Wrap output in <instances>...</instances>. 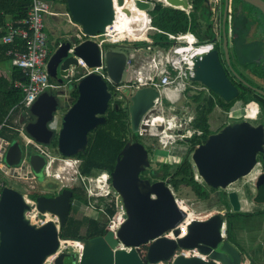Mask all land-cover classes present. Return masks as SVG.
I'll use <instances>...</instances> for the list:
<instances>
[{
    "label": "water",
    "instance_id": "95a60500",
    "mask_svg": "<svg viewBox=\"0 0 264 264\" xmlns=\"http://www.w3.org/2000/svg\"><path fill=\"white\" fill-rule=\"evenodd\" d=\"M166 1L173 6L188 7L186 0ZM245 1L264 12L263 0ZM118 2L122 3V0ZM66 6L71 19L87 34L103 32L115 18L112 0H66ZM75 41L73 35L63 38L48 57L49 81L58 83V78L69 74L71 65L77 68V57L88 67L104 66L108 78L94 70L81 73L75 84L78 97L64 113L58 130L48 124L57 106V99L49 90L41 92L29 107L35 120L20 118V122H25L26 133L39 143H49L56 133L57 149L65 156L83 151L88 142V131L105 122L104 114L111 97L107 82L122 80L127 61L123 49L108 46L101 58L100 47L91 39L75 44L69 52ZM225 53L228 59L226 47ZM207 67L211 70L202 74ZM188 80L201 82L225 103L233 101L240 93L238 86L226 77L214 49H201L192 56ZM253 89L264 93L259 88ZM159 95V91L150 86L133 91L129 106L133 132L139 131L141 118L144 120L146 111ZM42 106H45L43 114L39 111ZM141 126H146L145 121ZM23 150L20 139L12 140L4 154L5 163L18 165ZM259 154H264V126L243 119L226 123L217 132L210 133L204 142L193 147L190 160L195 173L207 187L228 190L231 184L252 172ZM28 162L34 173L40 174L45 158L29 151ZM148 165L144 145L129 138L110 172L111 187L120 197L125 218L115 234L105 229L104 234L90 239H69L60 233L71 205L70 190L63 189L53 197L38 196L34 203H28L21 191L4 185L0 190V264H44L58 251L60 239L77 240L82 248L79 254L59 252L53 264H154L170 259L171 264H242L245 255L225 237L227 219L224 211L188 220V212L166 184L167 179L150 182L140 177L139 172ZM261 177L263 175L258 179ZM227 199L232 211L241 210L239 191L229 190ZM33 206L40 212L56 215L57 223L52 220L41 225L30 223L26 212ZM170 231V235L165 234ZM143 245H146L145 249L141 248ZM179 248L195 250L196 254L178 253L173 257Z\"/></svg>",
    "mask_w": 264,
    "mask_h": 264
},
{
    "label": "built area",
    "instance_id": "2783aa9c",
    "mask_svg": "<svg viewBox=\"0 0 264 264\" xmlns=\"http://www.w3.org/2000/svg\"><path fill=\"white\" fill-rule=\"evenodd\" d=\"M112 2L114 7V15L116 16L117 8L120 5L124 6V0H122V3H119L118 0H112ZM130 2L146 15L147 26L144 31V36L127 37L124 35L123 37H112L109 35V30L110 32L111 30H113V22L112 24L107 25L103 32L87 34L81 29L78 23L71 19L70 14L68 13V11H66L64 14L68 17V21L76 29V31L72 34L76 41L69 49V52L73 51V46L75 44L80 43L86 39H91L94 40L100 47L102 58L106 49L105 46L108 43H117L124 40L132 43L143 40L142 42H145L144 45H133L131 47V52L127 54V65L131 60H133L132 70L130 73V78L132 79V81L142 85L154 87L159 91L160 95H165L166 93H168L171 87L176 88L177 84L182 86L184 84L190 85L191 81L188 80V74L190 73L192 56L201 49L210 50L212 45L211 43L201 41L196 32H194L190 28V16L188 14L189 11L185 8H182L181 6H173L166 0H130ZM156 2H160L163 6H170L176 9L183 10L189 18L188 28L184 31L173 32L164 31L152 25L149 9L152 8ZM139 3L146 6H141L139 5ZM53 5V0H31L30 6L24 18L17 20L15 23L7 22L5 25L4 33L0 38V43L13 44L15 43L16 38L19 36L25 40L26 44V48L23 51H19L10 47L5 52L6 55L11 56L12 65L21 69L22 77L24 79L23 82L15 81V86L20 87L23 90L24 96L18 104L14 105L10 109L8 114H10L14 110V108L20 107L22 112H24V115L22 116L25 117L27 114H29V107L36 100L37 96L41 92L48 90V88L52 86L46 71L50 50L48 46V34L46 32L44 19L47 16L57 15V12L53 10ZM133 27L136 28L137 25H134ZM154 32H160L165 35V38L162 41L164 44L162 46L156 45L154 43L153 38L150 36V34ZM146 52L149 57L148 62L151 64L153 72H148L143 76L142 80L136 81L133 78L135 65L140 59H142ZM77 58L78 67L75 68L71 65L68 70L69 74L72 75L78 68H81L82 74L94 70L102 74L104 78H108L103 71V66L93 68L88 67L86 62L82 58ZM159 96L155 98L154 103L157 101ZM240 104V102H236V104H234V107H232L229 111L238 109L240 107ZM156 118H160V116L154 115L151 118V124L154 122H158L155 121ZM141 121L142 123H144L143 119ZM24 125L25 122L19 123V126H12L6 123V119L0 122V133L5 127L16 130L18 132V135L20 136V139L22 140L24 147V153L21 159V163L16 166H8L4 161V154L8 146L10 145L11 140L6 136L0 134V179L1 176L15 177L19 181L24 182L26 178H34L33 171L28 162L27 150L29 146H32L33 149L37 150L40 154L47 155L48 162L45 166H43V175L45 177L58 178V174L52 172L50 168L52 166V163L56 160L57 155L48 152L47 149L42 146V144L35 141L31 136H29L25 131ZM102 172L105 171H99L95 175H84L78 172V176L84 182H91V180H94L99 184L98 180L102 175ZM109 177L110 176L107 173V176L104 178L105 185H101L104 186V189L102 191L94 189L89 190L87 198L89 199L88 205L91 207H94L93 203H96L100 197L110 198L111 196L114 198L115 213L112 216L108 217V224L106 225V229L112 231V233L115 234L117 227L124 220L125 214L119 195L110 185ZM0 186L1 189L4 186V183L1 182ZM30 191H28V193L23 192V196L26 202L34 203V199L29 196ZM100 210L103 212L102 209ZM26 216L29 218L30 223L36 225H41L49 220L57 223L56 215H52L50 212H40L35 206H33L29 211L26 212ZM165 234L170 235L171 231ZM70 241L73 243V245H70ZM68 247L72 248L71 251L79 254L82 245L77 240L60 239V246L58 251L55 255L48 257L45 260L44 264H53L55 256L59 252L67 251ZM126 249L129 248L126 247ZM178 253H183L185 256H191L196 254V251L179 248L175 251L173 257ZM171 260L172 259L168 261H160L154 264H171Z\"/></svg>",
    "mask_w": 264,
    "mask_h": 264
},
{
    "label": "flooded vegetation",
    "instance_id": "af4514ba",
    "mask_svg": "<svg viewBox=\"0 0 264 264\" xmlns=\"http://www.w3.org/2000/svg\"><path fill=\"white\" fill-rule=\"evenodd\" d=\"M186 1L188 2V7L185 9H187L189 11L188 14L190 16V19L192 16L194 17L197 30L199 28L203 29L202 31L204 32L205 36L201 41L206 42V43H211V45H212L211 50L212 49L216 50L219 63L222 66L226 77L231 82H233L236 86H238V88L240 89L239 95L244 92V90L242 88H240L241 85H245L247 87H250L252 90H254L253 87H256V88L261 89L264 92V70H262V69H264V12L261 9H259L258 7L252 5L251 3H249L245 0H204L203 1V4H204V11L203 12H201V9H195L194 8L193 0H186ZM163 7H170V6H163ZM133 9L137 10V7L135 5H133L132 10ZM137 11H139V9ZM140 12H142V11H140ZM146 26H147V23H145V25L142 27L146 28ZM205 26L208 28L207 31L204 30V29H206ZM141 30L142 29H134L133 33L127 34V35H129L130 37L138 36L141 33H144V31L141 32ZM61 41H62V39H60V41L56 44V47L60 44ZM117 43H120V44L118 46H116V48H119V49H123L126 47L129 48V46L123 45L122 41L117 42ZM255 45H257V46H255ZM225 47L227 49L228 59L226 57ZM248 47H249V49H248ZM109 48H114V47H109ZM250 49H253V50H250ZM51 53L52 52L49 53V56ZM245 60H247L249 62L246 63ZM126 66H127V62H126ZM104 68L105 67L103 66V69ZM125 70H126V67H125ZM210 70L211 69L209 67H207L203 70L204 72L202 74H204L205 71L208 74V72ZM57 76L60 77V74L58 73ZM67 76H62L61 79L58 78V83L50 82L52 84V86L50 87L49 92L54 94V96L56 97L57 106H56V110L53 112L52 120L48 124L51 128H54L56 130L60 129L61 123H62V117H63L64 113L67 111V109L70 107V105H72V103L78 97V93L77 94L73 93L74 89L76 88L75 87L76 80L72 83L73 86H72V89L70 92L67 93L62 88V87L67 86L69 84L68 83L69 79L66 78ZM122 81L123 80H121L119 83H114L111 81L107 82V88H108V91L111 93V97L108 100V106H107V109L105 111L104 116L106 115L107 111H110V109L112 107H115V109L117 110L120 106L122 108L123 113L127 115L126 118H127L128 128L130 129L131 132H133L131 130L130 113H129V106L131 103L130 97L136 88L148 86V85H142V84L136 83V82L132 81V79H130V81H128V83H124ZM245 82H247V84H249V85H247ZM188 90L193 91V93L189 95L191 97L190 106L194 110L193 111L194 115L191 117V120H190V125H191V121L195 118L196 109H197V105H198V103L192 99L193 97L203 95V96L211 97L214 100H217V99L220 100V99L218 97H216L207 88H205L201 84V82H199V81L198 82H191L190 85L184 84L182 86L181 90H179L180 95L184 96L185 94L188 93ZM254 91L258 94V96L253 97L251 100V101H254L256 104L254 110L256 112L257 117L255 119L256 122L254 124H262L264 126V93H260L256 90H254ZM247 93H249V92H247ZM180 97H178V100H177L178 103L176 104L177 106L175 108H172V111L175 113L176 117L184 118V115H186V112L183 111V109L181 108V105H183V104L180 105V102L183 101V99H180ZM236 102L241 103L243 101L238 100ZM236 102H234V103H236ZM223 103H225V102H223ZM154 104L155 103H153V106H154ZM216 105L219 106V110H221L223 115L228 113L229 110L232 108V106H231L229 109H226L225 107L221 106L220 104H216ZM44 107L45 106H42V108L39 109V111L42 114L45 111V109H43ZM151 108H149L145 114H147L151 110ZM58 111L60 112V116L56 115V113ZM21 117H23V116H20V118ZM243 118L244 117H242L241 120H243ZM35 119H36V116H34L30 113L27 114L25 117H23V121H32ZM142 119H143V117L141 118V120ZM105 120H106V118H105ZM141 120H140V124L142 125ZM209 120L210 119L208 116V123H209ZM247 120H249V119H247ZM144 121L146 122V120H144ZM234 121H240V119H235ZM18 122L22 123V122H20V119L18 120ZM226 123H229V122L223 121L216 129H211L210 123H209V129L212 131L211 133L217 132ZM141 125L139 126V131H140V129H143V127ZM168 129H170V127H168ZM92 130L88 131L87 138H89L90 132ZM174 130L176 131V133H178V131L181 129L180 128H174ZM192 130L194 131L193 133H197L198 135L201 133V131L194 129L193 127H192ZM139 131L137 133H139ZM191 135H190V137H186L184 139L185 141L188 142V144L190 143ZM54 137L56 138V144L52 143V139ZM129 138L133 139L131 134L128 135V139ZM20 143H21L22 148L24 149L21 139H20ZM141 143L144 145L145 149L148 152L149 165L144 167L139 172L140 177L144 178V179H148L150 182L167 179L166 184H168L170 186V184L168 183L170 175L162 177L163 172L160 169V163L161 162L157 163V161H156L158 167L157 168L152 167V163H153L154 159L152 158V155H150L149 148H147L143 142H141ZM40 144H42V146L45 149H47L48 152H51V153H54L57 155L56 160L52 163V167L57 166L59 160H64L66 163H68V160L72 159V160L76 161V163H75L76 166H75V168L72 169L75 171H74V174L72 175L73 177L71 176L69 181L64 182V183H60L57 180H56L57 182H53L51 180V179L55 180L53 177H46V179H43V176H44L43 175V168H42L40 174L34 173V171L32 170L34 178H32L30 180L33 183L30 184V182L28 181L29 179L26 181L27 184L32 188V190L29 193V196L32 199H35L38 196L53 197L56 194L60 193L63 189H68L71 192V196H70L71 205L69 207L68 215L72 214V213H74L75 203L77 202V200L74 198V194L76 193V190L78 187L82 188L84 196L86 197V199L89 203V199L87 198V195H88L89 190L91 189L92 183L88 182V181L84 182L78 176V172H80L79 167H80V164H81L83 158L78 155V152L75 154L68 155V156L62 155L57 149L56 133L52 136L49 143H40ZM87 145H88V142H87ZM87 145H86V147H87ZM29 151L39 153L35 149L27 150V153ZM79 152H82V151H79ZM23 153H24V150H23ZM43 156L45 158V164H44V166H45L46 163L48 162V158H47V155H43ZM257 160L258 161H257L256 166L259 167V170H258V174H254L255 176L252 177L253 178V184L252 185H253L254 193H253V195L251 194V196H250V202L254 203V204L259 203L260 205L264 206V201H257L256 200V195L258 194L259 189H260V186H258V185L261 181H264V154H259L257 157ZM20 163H21V161H20ZM168 163H172V162H168ZM99 171H105L111 177V175H110L111 171H108L105 169H102ZM260 175H263V177L258 179V177ZM110 177H109V182H110ZM195 178L198 179L199 181H201L196 173H195ZM110 185H111V182H110ZM92 189L102 191L104 189V186L93 185ZM218 189H220V188H216V190H218ZM232 189L233 188H230V187L228 188V190L220 189V192L226 193V197H227V192L229 190H232ZM17 190L21 191L20 189H17ZM21 193L23 194L22 191H21ZM31 194H35V196L32 197ZM227 202H228V199H227ZM77 203L79 206L83 205L81 202H77ZM88 203L86 204V207L89 206ZM93 206H95V205H93ZM222 208H223L222 211H224V217L226 219H227V213L228 212H235V211L231 210V206L229 204H228V208L226 206H223ZM254 211H261V210H254ZM254 211H250V212H254ZM258 214L259 213L254 214V215H258ZM52 215H54V214H52ZM200 218H202V217H200ZM225 237H226V232H225ZM145 247H146V245H143L141 248L145 249ZM239 250L242 251L240 248H239ZM243 254H246V253L243 252ZM243 254H242V256H243Z\"/></svg>",
    "mask_w": 264,
    "mask_h": 264
},
{
    "label": "trees",
    "instance_id": "16d2710c",
    "mask_svg": "<svg viewBox=\"0 0 264 264\" xmlns=\"http://www.w3.org/2000/svg\"><path fill=\"white\" fill-rule=\"evenodd\" d=\"M30 1L31 0H0V38L4 33L7 22L15 23L17 20L26 16L27 10L30 6ZM53 1L54 3L57 2L63 4L66 11H68L66 0ZM203 1L204 0H193L194 8L201 9V12H203ZM149 14L151 15L152 25L164 31H184L189 26V18L183 10L172 7H163L159 2L155 3L154 6L149 9ZM194 23L196 22L192 16L190 19V28L195 31L199 39L202 40L205 36L204 32L202 31L203 29L199 28L197 30ZM204 30L207 31L208 28L206 27ZM123 35L130 37L127 34ZM138 36L142 37L144 36V33H141ZM150 36L153 38L156 45L162 46L164 44L162 42L165 38L163 33L154 32L151 33ZM10 47L19 51H23L26 48L25 40L18 36L15 43L13 44L0 43V65L6 61L11 63V56L6 55L5 53ZM103 70L104 72L106 71L105 68ZM80 75L81 73H76L75 77L78 78ZM15 81H24L20 68H17L11 63V68L8 75H5L0 70V122L6 119L7 124L19 126L18 120L20 119V116L24 115V112H22L20 107L14 108V110L8 114L10 109L14 105L18 104L24 96L23 90L20 87L15 86ZM240 88H242L244 92L233 101L228 103H223L218 99L214 100L211 97L203 95L192 98L198 103V105L195 118L191 121V126L194 129L201 131V133L199 135L197 133H193L191 135L190 143L187 145L186 152L178 162L160 163V169L163 172L162 177L170 175L168 183L174 191H179L180 187H188L198 199L208 200L210 192L216 190V188L206 187L203 182L195 178V170L190 160L189 154L196 144L204 142L208 134L212 132L209 129L208 116L215 108L216 104H220L226 109H229L235 100L248 102L251 101L253 97L258 96V94L250 87L241 85ZM73 93L77 94L76 88L74 89ZM166 103L168 102L166 101ZM126 117L127 115L123 113L120 106L117 110L115 107H112L105 115V122L103 124L97 125L90 132L87 147L84 151L78 152V155L83 158L79 167V170L82 174L94 175L102 169L111 171L114 168L116 157L119 154V151L128 140L129 134L132 135L134 141H138L140 143L142 142L141 135L137 132H131L128 128ZM0 134L6 136L11 141L14 139H19L18 132L8 127H5ZM52 143L56 144L55 137L52 139ZM258 186H260V189L256 195V200L264 201V181H261ZM31 196L34 197L35 194H31ZM74 198L77 200V202H81L83 205L88 203L81 187L77 188ZM219 200L224 201L225 206L228 207L226 193L222 192L219 196ZM78 208L79 209L74 210V213L68 215L65 224L62 226L60 232L61 235L69 239H90L104 234L106 229L105 223L97 218L96 215H87L84 210H81L80 207ZM95 208V211L104 213L107 218L112 216L115 213L114 198L111 196L110 198H99L95 204ZM100 209H102L103 212ZM260 212L261 211L228 212L225 230L226 239L234 244H237V241L235 240L232 216H252ZM246 254L244 255L247 256Z\"/></svg>",
    "mask_w": 264,
    "mask_h": 264
},
{
    "label": "rangeland",
    "instance_id": "374dc122",
    "mask_svg": "<svg viewBox=\"0 0 264 264\" xmlns=\"http://www.w3.org/2000/svg\"><path fill=\"white\" fill-rule=\"evenodd\" d=\"M53 10L57 12V15L53 16H47L44 19V23L46 25V32L48 34V46L50 52H53L56 48V44L60 41V39L67 38L70 35H72L76 29L75 27L68 21V17L64 14L66 12L65 6L61 3L55 2L53 5ZM146 23V22H145ZM195 27H196V23ZM196 30V28H195ZM145 31V28L141 30ZM151 31V30H149ZM195 32V31H194ZM109 35L112 37H123V34L127 33H117L114 34L110 32ZM145 34V33H144ZM143 40H140L139 42H129V41H122L123 45L129 46L126 48H123V50L126 52V54H129L131 52V47L133 45H144L142 42ZM138 43V44H137ZM120 43H108L106 44V47H114L118 46ZM257 46V45H255ZM255 48V47H254ZM258 48V47H257ZM249 49V47H248ZM253 50V49H250ZM246 63L249 61L245 60ZM132 63L133 60H131L128 65L126 66V70L123 72L122 76V82L128 83L130 81V73L132 70ZM4 67V68H3ZM146 67H149L146 65ZM11 68V63L9 61L4 62L2 65H0V70L5 74H9V70ZM142 72L145 74V69L142 70ZM76 73H82L81 68H78L74 74H69L66 78L69 79V86L62 87L65 92H70L73 86V82L77 79L75 77ZM247 84V82H245ZM249 85V84H247ZM178 86V84H177ZM174 87H171V89L168 91L169 97L165 95H160L157 101L155 102L154 106L151 108V110L145 115L144 120H146V126L143 127V129H140L139 133L141 135V141L145 144L147 148L150 149V155H152L153 163L152 167L157 168L158 162H172L176 163L180 160V158L184 155L187 149L188 142L184 139L186 137H190V135L194 132L192 130V126L190 125L191 117L194 115V110L190 106L191 97L190 94L193 93V91L188 90V93L184 96L180 95L179 89ZM50 90V88H48ZM52 90V89H51ZM181 96V97H180ZM178 97L180 99H183V101L180 102L181 108L183 111L186 112V115H184V118H178L176 117L175 113L172 111V108H175L178 103ZM166 101L168 103H166ZM188 101V102H187ZM238 100H235L236 102ZM187 102V103H186ZM236 104V103H233ZM239 104V103H238ZM255 102L254 101H248V102H241L240 107L238 109L229 111L228 113L224 114L219 110V106L216 105L215 108L212 110V112L209 114V123L211 129H216L223 121L227 122H233L235 119H240L244 117L243 119H249L252 123L256 122V112L254 110L255 108ZM234 107V105H232ZM245 114V115H244ZM57 116H60V112L58 111L56 113ZM154 115H159L161 120L159 122H154L151 124V118ZM164 119H163V118ZM160 124V126H158ZM170 127V129H168ZM174 128H180L181 132L176 133ZM146 130V131H145ZM163 133H167L170 135V138H166L165 141L160 142L158 135H162ZM19 136V135H18ZM20 139V136H19ZM164 143V144H163ZM28 150H33L32 146L28 147ZM190 157V154H189ZM157 161V163H156ZM76 161L69 159L68 163H66L64 160H59L57 166L50 167L52 172H55L58 174V178H54L55 180L51 179L53 182L59 181L60 183H64L70 180L71 176L74 174L75 170H69L70 165L75 168ZM259 170V167L255 166L252 172L240 179H238L235 183L230 185V188L238 189V190H246L245 197L250 198L251 194L253 195V174L256 173ZM99 172V171H98ZM73 177V176H72ZM29 179V180H28ZM26 178L24 182L19 181L15 177H4L1 176L0 179V185L1 182L4 183V185H8L13 188L20 189L22 192L28 193L32 188L27 184L26 180L32 184L31 178ZM43 179H46L45 176H43ZM57 180V181H56ZM62 180V181H61ZM100 180H98L99 182ZM91 189L93 185H99L94 180H91ZM1 187V186H0ZM171 187V186H170ZM207 187V186H206ZM172 188V187H171ZM1 190V189H0ZM172 191L175 195V197L179 200V202H182L187 206V208L193 212L195 215L194 217H207L208 214L211 212L216 211H222V207L225 206L224 201L219 200V196L221 195L220 189L211 191L210 196L208 200H200L198 199L193 192L190 191L188 187H180L179 191H174L172 188ZM93 200V199H91ZM94 205L96 203H93ZM242 207L246 208L249 207L251 211L254 210H261V212L258 214V216L254 219H250L249 217H242V215H234L232 216L233 221V228L234 232H244V229L247 230L248 236L239 235L237 236L236 240L239 241L240 244H243L246 247V251L249 253V258H252L253 264H264V206L260 205L259 203H251L249 206H247L242 201ZM84 210V212L89 215H96L97 218L102 220L105 225L108 224V218L105 216L104 213L95 211L96 208L87 206L86 205H78V203H75V209ZM228 208V207H227ZM238 235V234H237ZM142 247V246H141ZM71 247L67 248L68 252L71 251Z\"/></svg>",
    "mask_w": 264,
    "mask_h": 264
},
{
    "label": "bare ground",
    "instance_id": "6f19581e",
    "mask_svg": "<svg viewBox=\"0 0 264 264\" xmlns=\"http://www.w3.org/2000/svg\"><path fill=\"white\" fill-rule=\"evenodd\" d=\"M132 4L130 2V0H124V6H118L117 8V12H116V16L115 19L113 21V30H111V32L114 34L117 33H127V34H131L133 33L134 29H143L142 26L145 25L146 22V15L143 12H140L138 8L137 10H132ZM137 25L136 28H134L133 26ZM149 61V57L147 55V52L144 54L143 58L140 59L137 64L135 65V69L133 71V78L136 81H140L142 80L143 76L147 73H143L142 69L144 67L149 66L150 67V71L149 72H153L152 70V66L151 64L148 62ZM161 120V118H156L155 121H159ZM153 124V123H152ZM160 142L165 141L166 138H170L171 136L168 135L167 133H163L162 135H158ZM164 144V143H163ZM107 176L106 172H102V175L99 178V186L101 185H105L104 183V178ZM179 201V200H178ZM181 207L183 209H185L188 212V220L191 218H195L194 214L192 211H190L187 206L185 204H183L182 202H179ZM70 245H73V243L70 241L69 242Z\"/></svg>",
    "mask_w": 264,
    "mask_h": 264
},
{
    "label": "crops",
    "instance_id": "0c3cea01",
    "mask_svg": "<svg viewBox=\"0 0 264 264\" xmlns=\"http://www.w3.org/2000/svg\"><path fill=\"white\" fill-rule=\"evenodd\" d=\"M143 58V57H142ZM4 68V67H3ZM145 69V73H147V72H149L150 71V67H144L142 70H144ZM9 71H10V69H8ZM180 86V87H179ZM179 87V88H178ZM181 88H182V85H178L177 86V89H179V90H181ZM167 97H169V93H166L165 94ZM254 174H258V171L256 172V173H254ZM253 174V176H255ZM235 190H237V191H239V195H240V198H241V201H243L247 206H249L250 204H251V202H250V198H246L245 197V194H246V191L245 190H238V189H235ZM240 211H244V212H250L251 211V209L249 208V207H246V208H243V207H241V210ZM258 215H253V216H242V217H249L250 219H254V218H256ZM235 233V240H236V238H237V236H241V235H244V236H248V231L247 230H245L244 229V232H238V231H235L234 232ZM238 234V235H237ZM237 241V240H236ZM238 248H240L242 251H244L245 253H247L246 255L247 256H245L244 257V259H243V263L242 264H253L252 263V258H249V256H248V252L246 251L247 249H246V247L243 245V244H240L239 243V241H237V244H235Z\"/></svg>",
    "mask_w": 264,
    "mask_h": 264
},
{
    "label": "clouds",
    "instance_id": "9594fccd",
    "mask_svg": "<svg viewBox=\"0 0 264 264\" xmlns=\"http://www.w3.org/2000/svg\"><path fill=\"white\" fill-rule=\"evenodd\" d=\"M74 167H72V165H70V167H69V169L67 170V171H69V170H71V169H73ZM102 189V188H101Z\"/></svg>",
    "mask_w": 264,
    "mask_h": 264
}]
</instances>
